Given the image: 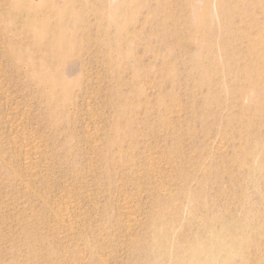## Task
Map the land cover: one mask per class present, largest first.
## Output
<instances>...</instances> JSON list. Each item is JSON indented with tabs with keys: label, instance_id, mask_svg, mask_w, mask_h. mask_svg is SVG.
Masks as SVG:
<instances>
[{
	"label": "rangeland",
	"instance_id": "rangeland-1",
	"mask_svg": "<svg viewBox=\"0 0 264 264\" xmlns=\"http://www.w3.org/2000/svg\"><path fill=\"white\" fill-rule=\"evenodd\" d=\"M0 264H264V0H0Z\"/></svg>",
	"mask_w": 264,
	"mask_h": 264
},
{
	"label": "bare ground",
	"instance_id": "bare-ground-1",
	"mask_svg": "<svg viewBox=\"0 0 264 264\" xmlns=\"http://www.w3.org/2000/svg\"><path fill=\"white\" fill-rule=\"evenodd\" d=\"M31 4L27 5L25 7L26 10L30 9ZM20 11L23 10L22 8L19 9ZM53 12V16L56 17V21H55V26H53L50 30V32L48 33L49 39L46 42V48L48 50H50L49 53V57L53 58L56 56V54H60L59 52H57L56 50H61L62 47L66 46L67 43H70L72 33L69 32L68 28L65 27L64 25V17H65V13L64 14H59L58 10H54L52 9ZM67 34H69L70 36H68ZM65 52H67V50H64ZM61 78V76H60ZM62 79V78H61Z\"/></svg>",
	"mask_w": 264,
	"mask_h": 264
}]
</instances>
